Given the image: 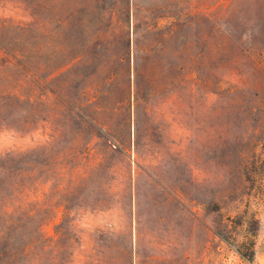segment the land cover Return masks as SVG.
I'll list each match as a JSON object with an SVG mask.
<instances>
[{"label": "rangeland", "instance_id": "1", "mask_svg": "<svg viewBox=\"0 0 264 264\" xmlns=\"http://www.w3.org/2000/svg\"><path fill=\"white\" fill-rule=\"evenodd\" d=\"M0 264H264V0H0Z\"/></svg>", "mask_w": 264, "mask_h": 264}, {"label": "trees", "instance_id": "2", "mask_svg": "<svg viewBox=\"0 0 264 264\" xmlns=\"http://www.w3.org/2000/svg\"><path fill=\"white\" fill-rule=\"evenodd\" d=\"M93 12L94 11H91V13L89 15V19H90V22L92 24H95L96 21L100 20L102 17H101L100 11H97L96 13H93ZM2 47L4 49L3 51L8 56V57H6V59L4 61L7 62L8 65H11L13 63V61L11 60L10 56L15 57L14 56V48H12L11 46H2ZM4 81H5L6 85H4V90H3V95H2V99L1 100H3L4 105L5 104L9 105L12 93H11V90H10L9 86H7V85L10 84V76H6L4 78Z\"/></svg>", "mask_w": 264, "mask_h": 264}]
</instances>
